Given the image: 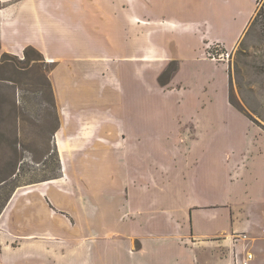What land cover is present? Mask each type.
Instances as JSON below:
<instances>
[{
  "label": "crops",
  "instance_id": "obj_1",
  "mask_svg": "<svg viewBox=\"0 0 264 264\" xmlns=\"http://www.w3.org/2000/svg\"><path fill=\"white\" fill-rule=\"evenodd\" d=\"M58 1L0 0L1 45L36 48L51 63L63 51L59 60L71 65L55 87L62 177L42 192L16 194L50 211L31 214L34 233L62 238L55 225L64 233L72 220L86 240L96 237L65 252L69 264H230L246 254L249 264H264V154H240L248 121L230 103L228 64L216 58L242 40L256 0H95V13L89 0H78L77 11L72 0ZM189 125L194 142L211 145L177 163L186 181L161 188L192 192L186 215L175 207L150 212L141 202L162 185L147 181V169L172 168L168 160L178 156L108 154L104 144L176 141ZM227 147L238 152L214 154ZM61 154H95L96 165L66 167ZM76 173L88 176L79 193ZM34 249L7 248L0 264H52L49 244Z\"/></svg>",
  "mask_w": 264,
  "mask_h": 264
},
{
  "label": "rangeland",
  "instance_id": "obj_2",
  "mask_svg": "<svg viewBox=\"0 0 264 264\" xmlns=\"http://www.w3.org/2000/svg\"><path fill=\"white\" fill-rule=\"evenodd\" d=\"M77 1L72 0L74 11H77ZM89 1L91 4L87 3V9L95 13V0ZM58 2L61 3L62 0ZM127 2L132 6L133 0H127ZM139 4L142 6V0ZM2 5L5 4L0 3V7ZM263 6L264 0H260L254 16ZM60 7H63V4H60ZM251 24L252 21L242 40L231 52H221V49H218L217 53L219 55L229 54L228 60H221L228 64L229 100L231 105L248 121L247 138L240 154H264V20L260 19ZM65 29L67 30V27L63 26V30ZM67 31H63V34L64 36L68 34L69 37ZM68 37H66L67 41ZM78 38L77 32L71 33L73 44ZM60 52L56 51L53 54L54 62L51 63L46 61L36 48L27 47L17 53L14 49L0 44V263L1 258H5V253L10 251L7 248H21L22 250L25 248L33 254V252H38L34 248L49 244L53 248L52 252H56V255L52 254L50 257L51 263L69 264L64 261L65 255L63 254L72 252L71 247L86 248L90 245L89 243L97 241L94 236L86 240L81 231L82 228L79 224L74 225L72 220L64 233L59 229V224L55 225V229L60 231L58 235L62 238L48 239V235L35 234L31 214H40L43 217L47 213L50 214V211L45 210V206L39 203L34 206L30 203L25 204L26 197L18 199L16 195L24 192L32 194L31 191L42 192L43 190L39 189L41 185L62 177L61 159L54 142V136L60 124L55 87L62 77L69 74L71 65L59 60L60 54H64L63 51ZM166 80L163 77L159 82L162 84ZM179 131L183 135L180 140L176 141L155 143L125 141L104 144V146L112 148L113 152L108 154H175L178 156L179 159L168 160L170 165L175 162L171 165L172 168L163 166L159 168L152 165L147 169L149 173L147 181L162 185L158 188L163 189L166 188V183L186 181L187 177H190L187 174L176 173L177 163H182L183 155L203 154L211 145L194 142L196 129L191 125L184 126ZM233 146L239 149L243 143L241 146L234 143ZM72 149L73 153H78L76 146ZM96 149L99 148L96 146ZM235 152L238 150L227 147L214 154H236ZM205 154L213 153L206 152ZM61 155L66 156L64 160L66 167L71 166L78 169L81 166L96 165L95 154ZM142 176L135 172L136 181L143 182ZM73 177L77 181L76 188L79 193L84 185V179L88 176L76 173ZM124 178L127 181L126 176ZM63 182L58 186H67L65 180ZM155 189L146 192L147 200L141 202L142 206L148 208L150 212L158 207L159 209L175 207L186 215L189 208L187 199L190 198L191 191L157 190V187ZM14 194L13 200L17 199V201L12 207L10 205L13 202L11 201L10 205L8 202ZM124 197L126 198V193ZM121 205L127 204L123 201Z\"/></svg>",
  "mask_w": 264,
  "mask_h": 264
},
{
  "label": "built area",
  "instance_id": "obj_3",
  "mask_svg": "<svg viewBox=\"0 0 264 264\" xmlns=\"http://www.w3.org/2000/svg\"><path fill=\"white\" fill-rule=\"evenodd\" d=\"M217 59L222 60V61L228 60L229 59V54H227V53L220 54V55L217 56ZM240 236H241V238L243 240L246 239L245 236H243V235H240ZM251 259H252V255L251 254H246L244 259H241V260L233 258L230 264H249Z\"/></svg>",
  "mask_w": 264,
  "mask_h": 264
},
{
  "label": "trees",
  "instance_id": "obj_4",
  "mask_svg": "<svg viewBox=\"0 0 264 264\" xmlns=\"http://www.w3.org/2000/svg\"><path fill=\"white\" fill-rule=\"evenodd\" d=\"M259 1L260 0H256V7L259 4ZM260 19H263L264 20V6H263V8L261 7V9L258 12H256V14H255V16H254V18L252 20V24L260 21Z\"/></svg>",
  "mask_w": 264,
  "mask_h": 264
}]
</instances>
